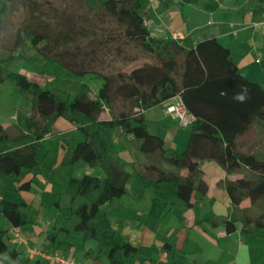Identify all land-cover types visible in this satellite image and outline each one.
Returning a JSON list of instances; mask_svg holds the SVG:
<instances>
[{
  "label": "trees",
  "instance_id": "trees-1",
  "mask_svg": "<svg viewBox=\"0 0 264 264\" xmlns=\"http://www.w3.org/2000/svg\"><path fill=\"white\" fill-rule=\"evenodd\" d=\"M4 1L0 30L20 8L35 14L16 28L9 58L17 54L23 36H27L43 58L57 61L76 74L91 72L102 78L95 94L91 95L83 82L71 97L68 92L42 88L23 72L8 71L0 61V81L12 77L31 104L25 129L0 122V174L16 179L17 187L12 190L29 189L32 179L41 174L39 148L50 134L53 121L62 116L81 131L84 139L66 140L60 164L72 169L98 165L103 175H70L66 189L55 199L57 207L70 211L61 228L72 229L83 240L97 238L99 229L87 220L91 204L104 190L111 202L126 192L133 171L116 157L113 148L115 132L121 129L123 139L144 157L140 163L142 179L154 185L171 183L177 192L186 194L184 210H178L180 217L209 194L200 162L211 158L225 170L218 180L229 195L225 231L230 233L238 225L243 233L264 231V148L250 152L234 148L237 135L246 127L255 124L264 129V86L233 68L228 46L216 37L198 41L195 53L205 77L185 84L190 50L181 39H157L151 34L144 24L143 0H99V6L71 0L83 5L80 11L69 6L60 8L55 0ZM241 85L248 89L245 103L233 99ZM176 94L195 116L182 150L153 142L145 116L146 109ZM85 141L90 143L92 154L76 158V146ZM30 207L26 201L0 198V214L14 226L33 220ZM6 231L0 228V262L50 264L40 257H27L24 250L10 245ZM104 245L108 248L107 264H128L138 252L136 243L115 236ZM162 249L176 254L169 241Z\"/></svg>",
  "mask_w": 264,
  "mask_h": 264
},
{
  "label": "rangeland",
  "instance_id": "rangeland-1",
  "mask_svg": "<svg viewBox=\"0 0 264 264\" xmlns=\"http://www.w3.org/2000/svg\"><path fill=\"white\" fill-rule=\"evenodd\" d=\"M70 1L71 0H55L60 8L69 6L77 8L79 11L83 9L82 4H78L80 6H77V2ZM86 1L96 6L101 4L99 0ZM143 1L147 3L149 0ZM154 1L160 2L158 9L161 11L166 7L168 0ZM180 2L181 0L178 2L176 0V3ZM3 5H5V1L0 0V18L2 20L5 17V12L2 8ZM34 16L35 14L32 12L20 8L12 13L10 21L0 30V61L5 68L8 71L23 72L28 78L36 80L42 88L68 92L71 97H74L80 91L83 82L88 84L89 93L91 95L95 94L102 83V78L100 76L91 72L76 74L57 61L43 58L39 55L37 49L27 36H23L17 54L12 58L8 57L14 43L16 28L18 25ZM144 24L147 25L146 20H144ZM96 28H101V26L97 25ZM30 109L31 104L28 96L24 95L19 90V87L12 77H7L0 81V122L2 124L12 127L19 126L25 129L26 114ZM60 120L62 119H55L51 125L50 133H55L53 134L54 137H69L72 135V132H76L75 129L69 128L71 123L69 124L66 118L63 119L67 120V123H64V125ZM156 122L157 121H153L150 125L151 128H149L152 129V131L156 129V131L163 135V145L178 147V150H182L187 142L190 125L186 127L175 122L171 128L163 130L161 126L158 128V123L156 124ZM59 147L62 149L63 145L61 144V140L57 139L55 147L47 151L41 160V168L44 173H46V177H49L52 173V161L59 153ZM113 148L116 157L126 168L133 171L128 179L126 192L121 196V200H124L127 204L133 203V201L136 202V200L139 201L137 207L140 216H137V218L139 219L138 222L140 225L143 224V226L137 229L133 222H131V219L126 216L112 217L111 213H107L105 207L97 208L96 203L91 204L88 214L91 215L95 213L96 216L87 217V220L91 225L99 229V234L95 239L84 240L88 246L94 247L93 257H96L95 260L97 264L107 263L108 248L104 244L110 237L115 236L120 241L129 240L137 242L136 239H138L143 232H145V234L148 233L154 238L158 245H163L165 241H169L174 246H177L176 255L171 256L170 259L163 264H215L221 256L225 255L222 244H220L221 241L218 240V227L213 221L223 215L226 216L230 206L229 199L226 197V192H224L225 195L223 196L221 193L222 187L216 184V180H211L212 178H209V180H211L210 185H213L212 187L215 191L214 196L216 197V195H219V198L213 200L211 196L204 197V205L200 209H196V219L192 218L184 211L183 216L180 217L177 209L180 210L183 208L182 202H185L186 199L182 198L186 194L180 193L174 196L171 190L175 187L168 182H161L158 185H154L152 182L144 181L139 172V165L143 162L144 157L141 153H136L134 151L129 141L114 139ZM234 148L239 152H250L258 148H264V129L255 124L246 127L237 135ZM136 156L138 159H136ZM70 171L71 167L69 165H60L56 168V172L54 173V190L40 189L41 197L49 207L44 212L43 216L40 215L39 207L36 205L30 207L32 213L30 216L33 215L34 221H27L20 227L22 235L24 238L27 237L30 240L31 245L35 244V246L40 249H45L46 247L51 249L46 234H54L55 228L53 225L58 215L61 213L64 216L69 215V209H62V211H60L55 206L54 200L57 197L56 189H66L67 178L68 175H70ZM208 173L210 176L216 175L214 168H209ZM14 187H17V182L14 177L0 174V194L3 192V188H7L6 191L15 193V190H12ZM37 188L39 189V187ZM5 195L8 198H12L7 192ZM13 196V199H15L16 196ZM162 197L167 199V202H165ZM195 204L196 203H194V205ZM108 210L112 212L113 207L110 208L109 206ZM212 215L214 218H211ZM148 220L149 225H146ZM10 225H12V223L6 221L3 215L0 214V228L7 229L6 233L9 232V236H12L13 231L8 230ZM33 228H35V230ZM6 235L7 234H4L5 239H7ZM185 235H187L186 238ZM62 237L63 235L58 237L59 239L54 242L53 247L59 245L60 242L58 241L62 243ZM67 239L71 242L77 240L80 244L83 241L80 235L73 230L70 231ZM218 241L219 246L216 245ZM13 245L18 249L23 248L20 243L17 242L13 243ZM74 245L75 244H73V246ZM138 245L137 254L131 258L128 264H145V262L146 264H151L147 262V259L144 257L146 254L152 253L155 244L150 246L148 243L140 240ZM66 247L68 248L69 246ZM243 248L246 249L243 250ZM235 249V252H237L238 248L235 247ZM240 249L243 250L241 253V260L245 258L254 264L255 262L257 263L259 259L257 264H262L264 262V244L246 245ZM69 252L73 254L74 258H79L80 260L85 258L84 251L79 248L75 249L73 247ZM155 253L156 252H154V254ZM0 264L3 263L0 262Z\"/></svg>",
  "mask_w": 264,
  "mask_h": 264
},
{
  "label": "crops",
  "instance_id": "crops-1",
  "mask_svg": "<svg viewBox=\"0 0 264 264\" xmlns=\"http://www.w3.org/2000/svg\"><path fill=\"white\" fill-rule=\"evenodd\" d=\"M168 1L166 7H164L161 11H159L158 9V7L160 6V2H155L154 0L147 1L144 20L147 21V27L155 38L160 39L164 37H173V33L177 32L180 34L178 39H181L185 46L189 48L190 53L187 57L188 62L184 75L185 84L200 81L205 77L203 66L197 59L195 53L196 43L203 39L216 37L221 43L229 47V60L233 68L236 71L244 74L246 77L258 81L264 86V0H198L196 2L190 0H181L180 3H176V0ZM178 1L180 0H177V2ZM170 103L171 99L169 98L145 110L150 139L157 144H163L164 140L163 135L156 131V129L155 131H152V129H150V125L153 121H157L156 124L158 123V128H160L161 126L163 130L171 128L175 122L181 125L179 119L175 115L166 111V107ZM57 119H62L60 121H62L63 125L64 123H67V120H63L64 118L62 117H59ZM68 122L69 124L71 123L70 121ZM69 128L76 130V132H72V135L69 137H54L53 134L55 133H50L42 140L41 146L38 151L41 160L47 151H50L55 147L57 139H60L61 144L63 145L62 149L59 147L60 151L57 154L56 158L52 161V173L49 175V177H46V173H44V171L42 170L41 174L32 179L29 189H22L19 191H15V193L3 189V192H1L0 194V198L6 197V192L10 194L12 198H14L13 195H15V200L26 201L29 202L31 206L36 205L37 207H39L40 215L43 216L44 212L49 207L41 197L40 189L54 190V173L56 172V168L61 165L60 162L67 149L66 140L69 138H76L79 140L84 139L83 134L79 129L75 127V125L71 123ZM122 133V130L118 129L115 132L114 139L122 140ZM75 152L76 158H84L85 156L91 155L92 148L90 143L88 141L78 143ZM136 159H138L137 156ZM200 167L201 169H203L204 175L209 182V194L207 196L213 197V200H217L219 198V195H216V197L214 196L215 191L213 190V185H210L211 180H216V184L222 187L221 193L223 194V196L225 195L224 192H226V197H228L229 199V195L224 185L218 181L225 175V170L211 158L202 159L200 162ZM139 168V172L141 173L143 168L141 165H139ZM209 168H214L216 175H208ZM84 172L103 175L102 169L98 165L95 167L84 165L75 169L71 168L69 174L81 176ZM70 175H68V178L70 177ZM209 178L212 179L209 180ZM37 187H39V189ZM63 191L64 190L56 189V195L58 192ZM105 191L106 190H104L101 197L94 202L97 204V208L105 207L107 213H111L112 217L126 216L127 218L131 219V222H133L137 229H140L143 224L140 225V223L138 222L139 219L137 218V216H140V214H138L139 209L137 207L139 201L136 200V202L133 201V203L127 204L120 198L117 201L111 202L106 198ZM171 192L174 194V196L175 194H180L179 192H177L176 187L172 188ZM162 198L165 200V202H167V199H165L164 197ZM184 198L187 199V196L185 195L182 199ZM203 200L204 198L194 206L189 207L188 210H185L184 212H187L188 215L196 219V209H200L204 205ZM185 202H182L183 204L181 203L183 208L185 207ZM109 206L110 208L113 207L112 212L111 210H108ZM57 208L62 211L59 207ZM183 208L180 210H184ZM29 211L31 212L30 209ZM61 214L56 217V221L53 225V227H55L54 234H46V238L48 244L51 246V249H48V247H46L45 249H40L39 247L35 246V244L31 245L30 240L27 237L26 244L25 242L14 240L12 238L13 235L9 236L7 241L10 245L12 244L13 247H15L13 243H20V245L23 247L21 250H24V255H26L27 257L29 256L27 254L26 247L30 246L36 247L42 251L56 252L62 256L70 257L77 261H82L84 264H97L95 260L96 257H93V252L95 250L94 247H91L90 245L88 246L85 240H83L80 244V242H78L77 240L71 242L67 239L72 229L61 228L62 224L67 221L65 219V216L63 214L61 216ZM224 216L225 215L216 218L217 220L213 221V223H216V226L218 227V240L221 241L220 244H222V247L225 251V255L221 256V258H219L215 264H254L246 260L245 258H242L241 260V253L246 248H243V250H241L240 248L245 247L246 245H257L259 243L264 244V231L259 230L256 233H243L240 231L238 225L234 231L227 233L224 227ZM30 217L33 218V215ZM211 218H214V216L212 215ZM31 221H34V218ZM146 225H149V220ZM13 226V224L10 225L8 230H12ZM33 229L35 230V228ZM60 235H63V239H61L62 243L61 241H58L60 242L59 245L53 247L54 242L59 239L58 237ZM186 237L187 235H185V238ZM136 240L137 242H132L136 243L137 245L140 240H143L150 246L155 244L152 253H148L144 257L147 259V262L151 264H163L164 262H167L171 256L176 255L171 251H164L162 249V244H156V240L152 238L148 233L145 234V232H143L142 235H140V237H138V239ZM219 241L216 244L217 246H219ZM73 244L75 245L73 246ZM170 244L171 247H174L175 251L177 252V246H174L171 242ZM66 246L69 247L67 248ZM72 246L75 249L79 248L84 251L85 258L82 260H80L79 258H74L73 254L69 252V250H72ZM235 247L238 248L237 252H235ZM154 252L156 253L154 254ZM259 260H257V263L259 262ZM47 262L50 264H57L56 262L53 263L52 261ZM257 263L255 262V264Z\"/></svg>",
  "mask_w": 264,
  "mask_h": 264
},
{
  "label": "built area",
  "instance_id": "built-area-1",
  "mask_svg": "<svg viewBox=\"0 0 264 264\" xmlns=\"http://www.w3.org/2000/svg\"><path fill=\"white\" fill-rule=\"evenodd\" d=\"M179 35L180 34L177 32L173 33L174 38H178ZM170 99L171 103L166 107V111L175 115L179 119L181 125L189 126L195 119V116L186 109L182 96L176 94ZM12 231V238L14 240L25 242V244L27 243V239L22 235L19 226H13ZM26 251L31 258L40 257L47 261H52L53 263L56 262L57 264H84L82 261L73 260L70 257L62 256L56 252L42 251L36 247L27 246Z\"/></svg>",
  "mask_w": 264,
  "mask_h": 264
},
{
  "label": "clouds",
  "instance_id": "clouds-1",
  "mask_svg": "<svg viewBox=\"0 0 264 264\" xmlns=\"http://www.w3.org/2000/svg\"><path fill=\"white\" fill-rule=\"evenodd\" d=\"M248 89L247 86L241 85V90L234 94L233 99L240 102L245 103L248 100Z\"/></svg>",
  "mask_w": 264,
  "mask_h": 264
}]
</instances>
